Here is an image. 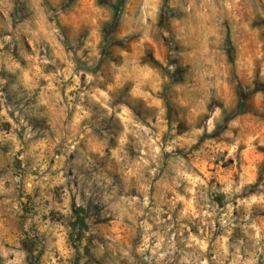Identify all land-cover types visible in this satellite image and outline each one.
<instances>
[{"label": "rangeland", "instance_id": "1", "mask_svg": "<svg viewBox=\"0 0 264 264\" xmlns=\"http://www.w3.org/2000/svg\"><path fill=\"white\" fill-rule=\"evenodd\" d=\"M0 264H264V0H0Z\"/></svg>", "mask_w": 264, "mask_h": 264}]
</instances>
